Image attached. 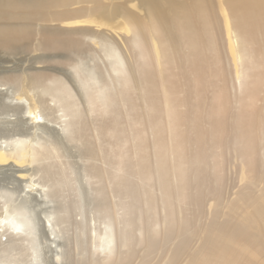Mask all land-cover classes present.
Here are the masks:
<instances>
[{
  "label": "bare ground",
  "instance_id": "bare-ground-1",
  "mask_svg": "<svg viewBox=\"0 0 264 264\" xmlns=\"http://www.w3.org/2000/svg\"><path fill=\"white\" fill-rule=\"evenodd\" d=\"M4 4L35 12L19 19L18 25L24 27L20 32L0 36V50L60 52L54 57L66 67L52 73L0 76V85L11 89L9 98L30 130L0 140V167L19 168L26 201L31 192H38L44 216L43 222L28 205L16 204L15 195L0 193V264H43L41 227L61 243L56 264H131L146 253L145 227L160 240L153 228L165 230L158 219L163 211L158 205L149 209L145 190L134 191L132 180L128 193L115 195L109 186L108 191L101 189L107 178L97 175L101 173L97 154L106 146L111 160L101 169L105 176L120 178L115 176L120 167L114 163L113 143L104 144L97 128L100 118L110 119L116 109L127 114L139 111L138 102L128 106L129 97L135 98L130 95L137 82L134 77L143 69L157 87L163 82V112L169 125L179 130L192 118L195 140L177 132L180 159L187 143L209 144L213 162L209 189L215 211L206 226L196 227L204 260L200 264H264V0H0V6ZM75 6L79 7L71 9ZM224 54L231 66L232 88L240 92L233 101ZM176 72L177 84H171ZM176 95L174 106L171 99ZM183 107L186 112L180 111ZM154 109L159 110L157 105ZM50 124L54 136L39 133ZM107 129L110 132L111 127ZM169 156L166 152L160 160ZM234 158L240 161L246 183L234 199H218L215 171ZM27 166L31 168L24 169ZM190 177L184 182V198L180 195L183 200L178 198L183 204ZM157 191L154 186V195ZM70 232L74 253L67 247ZM135 243L140 245L138 254L129 258L126 247Z\"/></svg>",
  "mask_w": 264,
  "mask_h": 264
},
{
  "label": "water",
  "instance_id": "water-1",
  "mask_svg": "<svg viewBox=\"0 0 264 264\" xmlns=\"http://www.w3.org/2000/svg\"><path fill=\"white\" fill-rule=\"evenodd\" d=\"M34 12L35 10L32 8L24 10L22 7L12 4H4V7L0 6V36L6 32H14L16 29L20 32L19 30L24 27H20L18 22L22 17L32 16ZM176 70L177 66L174 71ZM146 71L147 69H143V71H140L136 74V77H134L137 82L132 84L130 95H135V98H132V96L129 97V101L131 102L128 107H133L135 103L138 102L136 107L139 108L140 112L133 111L127 114L116 109L113 111L114 113L110 112V119L109 117L100 118L101 124L97 128L101 141L104 144L109 142V140L112 141L114 148L118 149L125 156L124 159L122 158L124 164L123 175L118 179H115L114 176H110L111 174L105 176V173L100 167L101 173H97V175H100L99 177L102 179L107 178V182L101 184V189L105 187V191H108L107 187L109 186V191L115 195L117 192L122 191L128 193V185L132 180H135L134 188L132 187L134 191H136L135 187H138L137 189H139L140 192H142V188L145 190L149 209L155 208V205H158L163 211L161 215H158V219L162 222V225H165V230L160 232V240H158L154 238L155 235L149 233L147 227H145L143 233L145 236L143 238L145 239V245L147 243L145 247L147 250L143 255V262L149 264L150 259L154 257L156 252L161 251V255L163 256L160 258L171 254V259L168 263L177 264V255H182L185 250L184 246H188L196 238L195 228L200 220L204 201L210 195L209 184L211 168L207 161L204 160V157L209 156V154H202L201 157L205 161H202V163L194 158L200 149H206L208 151L209 144L208 141H206V148H199L196 145L189 146L188 154L190 162L186 172L191 175V177L190 182L187 184L186 203H180L177 199L178 197L181 199L180 194L183 195V193H181L180 188L177 189V169L171 166L169 160L165 162L158 158L159 155L164 157V153L167 152L165 150L169 149L170 146H177V136L173 133L174 128L171 126L166 128L161 119H157L155 123L152 120L153 110H156L154 109L156 105L165 111V106L163 107L165 103L163 94L164 85L162 82L157 87L152 78L146 79ZM175 78L176 82L174 81L171 84H177V72ZM137 98L139 100H137ZM169 101L170 99H168V102ZM142 103L144 107H139L138 105ZM171 104L177 106V95L176 100L171 99ZM190 121H192V118L187 124L188 140L193 139L195 130ZM152 124H154L153 127L151 126ZM108 126L111 127L110 132L107 129ZM202 128L205 129L204 126ZM140 131L143 133H140ZM136 132L140 135L142 134L144 136L143 139L147 141L142 140L143 142L141 144H136V141L132 138ZM126 141L129 143L127 146H125ZM153 143L159 148L155 149L152 147ZM146 144L149 150H147ZM144 145H146V147ZM149 145L151 147H149ZM123 146H125V150H123ZM108 149L105 146L102 157H100V159L104 160L106 163H109L111 160ZM171 155L168 159L177 163V159H174ZM154 186L158 189L156 195L153 193ZM129 194L133 196V194ZM171 244L173 248L168 247ZM137 246L140 245L135 243L133 246L128 245L126 247L125 244L127 248V253L125 254H128L129 258L134 255L136 256L138 254Z\"/></svg>",
  "mask_w": 264,
  "mask_h": 264
},
{
  "label": "rangeland",
  "instance_id": "rangeland-1",
  "mask_svg": "<svg viewBox=\"0 0 264 264\" xmlns=\"http://www.w3.org/2000/svg\"><path fill=\"white\" fill-rule=\"evenodd\" d=\"M78 7L79 6H75L71 9L78 8ZM57 11H59V10H57ZM100 19L102 21L107 22L105 19H103L101 17H100ZM118 23H119V21H117V20L112 21V24L115 26H118L117 25ZM43 25H47V26H51V27H56V26L62 27L59 23H45ZM124 51L126 53V50H124ZM59 54H61V53L60 52H56V53L55 52H49L48 53V52L32 51V49H31V51H25V52L23 51V52H17V54L16 53H10L9 54V52H4V51L0 50V76L6 75V74H14V73H18V72H23L25 74H32L35 72L52 73V71H51L52 69H64L66 66L63 64L62 59L59 57H54V55L57 56ZM127 54L128 53H126V55ZM45 56H50V57L53 56V57L51 59L50 58L47 59V57H45ZM127 57H130V55L128 54ZM41 58L45 59V62L39 63V61H41L40 60ZM229 65L230 64L228 63V60L224 54L223 55V67L225 69V73L227 76L229 95H230L231 100L233 101L234 96H239L240 92L235 87L232 88L235 85H234V82H232L233 81L232 80V72L230 70L231 66H229ZM172 80L176 82L175 77L172 78ZM9 97H13L11 89H8L7 87L0 85V140L9 138V137H12L15 135L24 134V133L26 134V133L30 132L29 126H27L24 123L23 115H21V112L18 111L15 107V104H16L15 100H13L12 98H9ZM175 109H176L175 112L177 113V108H175ZM161 110L162 109L159 108V110H157V112H153V119L155 118L154 114L157 115L156 117H158V119H162L161 120L162 123H164V126H166V128H168L171 125H169L168 121H166L167 117H166L165 112H163V110L162 111ZM180 111L186 112V108L183 107L180 109ZM160 114L163 117H161ZM156 119H154V120L156 121ZM155 121H153V122L155 123ZM187 124H188V122H187ZM187 124L185 123L184 127L182 129H179V130H177V126H174V127L171 126L172 128H174L173 133L176 136H177V132H178V134H182V133L184 134V132L187 133V130H188ZM52 125L50 126V129L49 128L44 129V132L40 131L39 133H41V134L44 133V134H48L49 136H54L55 131H53V130L55 129V127H54V125L53 126ZM140 133H143V132L140 131ZM137 135L139 136V134L136 132V134L134 135V138H135V136L137 137ZM141 135L135 139L136 144H138V143L142 142V140H144V139H140V138L144 137L143 135L141 137ZM92 136L95 140L94 142H96L98 140V138H96V134L94 133V131L92 132ZM170 137L173 138L172 136H170ZM193 138L195 140V134L193 135ZM128 144L129 143L125 144V146H127ZM187 145H188L187 149L183 148L184 154H185V157L183 160L180 159V156H179L180 153H178V151H177V146H175V147L170 146L169 149L165 150V151H167V153H170V155L172 154L171 156L174 157V159H177V163L174 162L173 164H174L175 169L178 168L177 169V171H178L177 172V176H178L177 179L179 181L177 180V189L180 188L181 193H185L183 191L184 190L183 188H184V184H185L184 183L185 179L187 180L188 174L186 171H183V170L184 169L187 170V164H188L187 162L190 161L188 149H189V146H192L193 144L191 142ZM125 146H123V150H125ZM156 146L157 145L154 144V148L158 149L159 147L157 146L158 147L157 148ZM196 146H198L199 148H201V147L204 148V146H205L204 141L202 142V140H201V142L196 144ZM115 149L116 148H114V152H115L117 158H119V160L115 157L116 160L114 159L115 160L114 163H116V164L118 163L119 165L118 164L117 165H118V167H120V169H117L119 171H117V172L115 171V174H116L115 176L121 177L123 175V173L121 171H124V169H123L124 166L121 163H123V159L125 158V156L123 155L122 152L120 153L119 150H117V149L115 150ZM144 152H146V151H144ZM203 152H204L203 149H200L198 152L199 154L197 153L194 158L200 162L201 161L200 157L202 156ZM207 153L210 154L209 151ZM207 153H205V154H207ZM155 154H156V152H155ZM160 156L161 155H159V157H158L159 159H160ZM224 156L226 157L227 154L224 153ZM97 157L98 158L102 157V153L100 151H98ZM204 158L207 161V163L210 165V168H211V166L213 164L211 158L209 156H206ZM166 159L168 160V157H165V159H162V160H166ZM167 160H166V162H167ZM97 161H98L100 168L105 167V163L103 160H100V161L97 160ZM239 162L240 161L238 159L234 158L231 161L230 165H229V163H224L222 169L215 171L216 177H218L217 183H215L216 198L218 197V199H219L223 196L222 198L226 197L229 199H232V198L234 199L235 193H237L240 190V188H242L245 185V183H246L245 180L241 179L240 169H239L240 163ZM93 164L98 165L97 162H93ZM30 168H31V166H27L24 169H30ZM18 170H19V168L12 167L11 165L5 166V167H0V193H10V194H13V196L15 195L13 198H14V201L16 200L15 203L18 201L16 204H21L22 206H25V207H27V205H28L27 208L28 209H34V212L37 215V217L40 216L42 221L44 222V216L41 213V208L38 206L39 203L41 202L40 194L38 192H31L28 196V198H30L29 201L28 200H27L28 202L26 201V198H25L26 196H25V194H23L25 192L24 191L25 190V181H23L19 178ZM179 171H181V172H179ZM211 173H212V170H211ZM211 173H210V176H211ZM180 195L182 196V194H180ZM16 196H17V198H16ZM183 198H184V194H183ZM183 198L181 200H183ZM211 198H212V190L210 189V195L204 201V204H203V211H202V214L200 216V220H199L198 225H197L198 227L200 225L206 226L209 223V221L211 220V217L213 216L212 214L214 213L215 210H214V201ZM178 201H179V199H178ZM110 202L113 204L114 200H112V198H110ZM1 209H2V204L0 203V213L2 212ZM218 209H220V208H218ZM222 219L223 218H221L220 220H222ZM153 229H154L153 230L154 232L157 230V232H155V234L158 237V235L161 232V230H160L161 228L156 229V227H155ZM195 229H197V228H195ZM39 230L40 231H39L38 235H39V240L41 243L40 248H41V252H42L43 264H56L55 257H56V254L60 252L61 243L59 244L58 242H56L53 239V237L48 233V231H46V229L44 230L43 227L39 228ZM70 237L72 239L70 238L71 242L69 243V245H67V247H68V249L71 250V252H73V251H75V249H74L75 246L72 247V245L75 244L74 240H73V232H70ZM198 241L199 240L196 237L195 240L191 244H189L188 246H185V248H184L185 250H184L183 254L180 256L177 255V257H178L177 258V264H198L199 261L200 262L204 261L202 258L203 254H201L199 252L200 242H198ZM161 254H162L161 252H159L158 254H155L154 257L150 259L149 264H169L168 261L171 259V254L166 255L163 258H160L161 256H163ZM142 258H143V256H142ZM142 258L139 256L134 258L132 260L131 264H145L144 262H142L143 261ZM200 262H199V264H200ZM123 263H127V262L125 261ZM108 264H110V263H108Z\"/></svg>",
  "mask_w": 264,
  "mask_h": 264
},
{
  "label": "snow or ice",
  "instance_id": "snow-or-ice-1",
  "mask_svg": "<svg viewBox=\"0 0 264 264\" xmlns=\"http://www.w3.org/2000/svg\"><path fill=\"white\" fill-rule=\"evenodd\" d=\"M20 229L19 228H17V231H19Z\"/></svg>",
  "mask_w": 264,
  "mask_h": 264
}]
</instances>
